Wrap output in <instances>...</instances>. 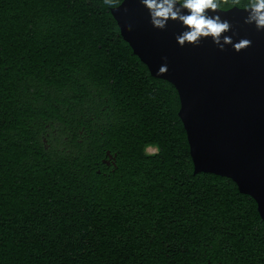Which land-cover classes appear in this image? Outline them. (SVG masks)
<instances>
[{
    "label": "trees",
    "instance_id": "trees-1",
    "mask_svg": "<svg viewBox=\"0 0 264 264\" xmlns=\"http://www.w3.org/2000/svg\"><path fill=\"white\" fill-rule=\"evenodd\" d=\"M110 7L0 0V264H169L188 236L207 248L261 236L230 179L192 174L176 92Z\"/></svg>",
    "mask_w": 264,
    "mask_h": 264
},
{
    "label": "water",
    "instance_id": "water-1",
    "mask_svg": "<svg viewBox=\"0 0 264 264\" xmlns=\"http://www.w3.org/2000/svg\"><path fill=\"white\" fill-rule=\"evenodd\" d=\"M109 13L149 75L175 90L192 174L230 179L254 201L264 232V29L245 23L248 12L242 8L209 10L230 23L222 35L251 45L236 51L225 44L221 50L207 37L181 46L176 36L186 27L173 20L164 29L154 27L141 0H121ZM163 64L167 71L158 72Z\"/></svg>",
    "mask_w": 264,
    "mask_h": 264
},
{
    "label": "clouds",
    "instance_id": "clouds-1",
    "mask_svg": "<svg viewBox=\"0 0 264 264\" xmlns=\"http://www.w3.org/2000/svg\"><path fill=\"white\" fill-rule=\"evenodd\" d=\"M150 15L151 24L159 29H164L169 20L181 22L186 30L176 36L177 42L183 46L185 42L198 45L201 38L211 37L213 42L222 50L225 44H232L236 51L251 45V41L241 39L233 44L228 35H222L231 30L227 20H222L219 15H210L209 10L215 13L228 4L248 12L245 23H255L257 30L264 29V0H248L241 5V0H141ZM104 4L111 7L117 6V0H104ZM188 10L187 14L184 10ZM223 41V43L221 42ZM167 65L159 67L158 72H166Z\"/></svg>",
    "mask_w": 264,
    "mask_h": 264
},
{
    "label": "flooded vegetation",
    "instance_id": "flooded-vegetation-1",
    "mask_svg": "<svg viewBox=\"0 0 264 264\" xmlns=\"http://www.w3.org/2000/svg\"><path fill=\"white\" fill-rule=\"evenodd\" d=\"M153 149L148 152L147 149ZM146 153H154L156 148L148 145L145 147ZM115 153L105 151V157L101 159L104 168L114 166ZM261 222V221H260ZM248 225L249 223H244ZM244 230H236V233L245 232L246 234L256 235L260 231L256 228H246ZM244 233V234H245ZM238 244L235 246L224 245L219 248H207L204 241L194 239L191 236L186 238L185 246L182 253L170 254L169 264H264V232L261 223L260 237L237 238ZM178 256V257H177Z\"/></svg>",
    "mask_w": 264,
    "mask_h": 264
},
{
    "label": "rangeland",
    "instance_id": "rangeland-1",
    "mask_svg": "<svg viewBox=\"0 0 264 264\" xmlns=\"http://www.w3.org/2000/svg\"><path fill=\"white\" fill-rule=\"evenodd\" d=\"M147 151H148V152H152V151H153V149H151V148H148V149H147Z\"/></svg>",
    "mask_w": 264,
    "mask_h": 264
}]
</instances>
